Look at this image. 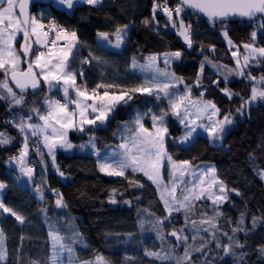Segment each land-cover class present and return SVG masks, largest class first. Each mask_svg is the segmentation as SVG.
Listing matches in <instances>:
<instances>
[{
	"label": "trees",
	"instance_id": "trees-1",
	"mask_svg": "<svg viewBox=\"0 0 264 264\" xmlns=\"http://www.w3.org/2000/svg\"><path fill=\"white\" fill-rule=\"evenodd\" d=\"M156 1L106 0L99 7L79 5L72 14L55 5L36 6L33 14L42 13L58 21L68 31L77 33L80 48L71 68L86 74L85 79L78 78V85H87L89 90L102 83L124 88L140 86L146 78L131 72L133 59L145 64L147 57L163 58L164 53L181 52L179 59H172L177 75L185 85L193 87L194 97L200 98L203 92L204 100L216 104L221 120L230 113L234 128L224 138L223 148L212 145L205 136L198 137L191 147L184 148L177 145L183 127L177 118L169 115L167 151L177 162L186 160L192 166H215L219 180L228 188L229 199L219 205L195 201V212L184 211L168 216L157 190L143 175L128 172L124 178L106 176L100 171L96 157L69 156L63 150L57 154L59 171L47 157L43 156L41 164H37L33 157L30 160L36 165L35 186L41 187V199L40 193L36 194V187H24L8 166L14 161L10 157L19 156L24 143L23 134L16 127L20 117L27 121L31 115L32 120L27 122L36 123L38 116L31 109L39 108L40 114H45V99L58 97L41 82L40 88L24 94L23 105L13 106L10 99H0V132L12 137L11 143L0 145V182L6 185L3 203L25 217L24 223H20L0 210V224L7 236V259L0 264H31L32 261L49 264L50 231H58L66 238L65 243H72L67 238L73 233L79 234L76 242L72 243L80 259L78 261L94 260L99 255L110 264H177L188 248L194 264H264V254L259 251L264 246V179L258 175L260 170H264V100L247 106L243 114L236 111L251 96L253 86L264 87L257 83L264 76V61L250 63L244 70V76L233 77L230 81L218 79L215 73L217 67H237L224 31L228 33L227 39L244 51L243 45L252 43L250 34L254 30L258 32L255 45L264 47V30L245 22L213 25L197 17L191 22L192 46L189 47L166 16L155 15L153 19ZM168 1L171 5L178 4L176 0ZM145 20L149 21L147 25ZM123 25H128L123 52L99 46V32L109 33L111 39L115 37L113 34L117 27ZM84 60L88 62L82 63ZM26 68L27 63L23 69ZM248 73L256 81L249 79ZM0 75L4 78L3 72ZM198 75L199 87L196 86ZM225 87L238 95L229 98L221 91ZM99 91L103 93L104 89ZM164 111L165 105L161 106L156 96L136 93L127 104H119L104 126L85 125L84 132L73 130L70 139L78 146L93 141L97 149L104 152L124 142L130 135L129 130L135 128L134 121L138 115L145 127L151 129L152 115ZM60 172L64 175L61 176ZM130 181H137L143 187L134 186ZM56 192L62 196L66 207L56 206ZM113 199L115 203L111 202ZM217 212L221 215L215 223L220 230L215 232V239L213 230L196 232L186 221L187 216L197 221L198 228L209 227L200 225L202 214L210 218ZM253 218H256L255 225ZM241 219L243 224H240ZM157 220L162 223H157ZM238 227L245 231H237L234 240H239L244 247L233 244L232 253L226 254L223 247L216 246L217 241L221 245L231 243L223 233L233 236V229ZM180 229L183 233L178 232V235L188 236L187 242L177 241L170 235L173 230ZM202 245H206L202 252H192L194 247ZM146 251L167 254L170 258L162 261L145 255Z\"/></svg>",
	"mask_w": 264,
	"mask_h": 264
},
{
	"label": "snow or ice",
	"instance_id": "snow-or-ice-1",
	"mask_svg": "<svg viewBox=\"0 0 264 264\" xmlns=\"http://www.w3.org/2000/svg\"><path fill=\"white\" fill-rule=\"evenodd\" d=\"M63 5H66L68 9H72L74 3L83 2L91 6H96L102 2V0H59ZM29 0H0V71L4 74V79L0 80V99L8 100L13 106H20L25 103V95L29 88L36 90L40 88L41 82L47 84L49 89L56 85H62L64 103L60 100H53L46 98L44 104L46 106L45 114H40L39 108L31 109L36 113L38 119L43 121L40 123H29L27 121L32 120V116L27 117V121L23 116L20 117L19 124L16 127L24 134V143L20 149L19 156L10 157V160H14L19 166L20 172L28 177V180L33 179L34 169L28 167L25 163V158L28 155L29 144L28 134L33 137H43L44 146L48 149V154L52 157L53 166L56 164L55 149L57 146L71 149L73 145L68 141V130L74 129L80 132L85 131V125H103L113 111V109L119 104H127L133 99L136 93L147 94L149 96H156L160 99L162 93L164 97L168 99L169 106L173 114L180 116L183 110L186 115L190 114L188 111V104L197 109L200 114H206L208 120L211 122L205 126L209 136L220 139L225 132V126L231 125L233 120L231 114L225 115L222 120L213 121V117L218 116L220 109L212 101H205L202 99L204 93L201 92L200 99L192 101L190 98L191 87L185 85L186 92L184 94H178L174 91L178 84L183 83V79L177 77L174 72L160 69L157 66V56L153 55L146 58V63L138 65L133 59V68L139 67L142 71H151L153 74L150 79H146L145 83L133 87L124 88L115 84H98L96 88L88 89L87 85L77 84V73L72 70V60L76 58V52L78 51L79 40L75 31H68L63 27L56 24L55 21L45 24L41 20L34 16H31L28 11ZM185 8H190L198 13H202L208 18L210 23L220 22L223 23L232 17H239L241 19L246 18L248 21H256V27L259 30H264V0H180L175 8L168 6V0H164L162 4L154 3L153 6V19L155 20V13L161 10L167 17L168 22L171 23L173 28H176L178 35L183 37L185 43L189 47L192 46L191 39V25L185 24L183 19H179L178 23L173 19V13L176 17H180ZM144 23L147 25L148 20ZM128 25L117 27L113 34L116 38V42L113 47L119 48L126 36V29ZM23 36V43L20 44L19 51L16 48L18 35ZM224 36L227 39L228 33L224 31ZM103 41H107L112 44L109 38V33L99 32L97 34ZM252 43H246L243 47L247 50L248 55L243 57L244 63L241 65L240 59L237 56V52H233V57L236 58V69H230L229 74L233 72L237 75L244 76V69L249 66L250 63H260L264 61V47H257L255 41L257 39L258 32H251ZM54 37V38H53ZM60 41L64 43L61 44ZM229 45H232V41L228 40ZM33 45H39L41 48L47 49L46 51H39L34 59H25L23 62L27 63V68H21V55L27 58L33 51ZM181 52L176 51L172 53H164V64L167 66L172 62V59H179ZM87 60L82 63H87ZM38 70V71H37ZM203 72V63L201 65V73ZM83 75V73H79ZM248 78L256 81L255 77L248 73ZM161 77L163 79H161ZM9 80L19 89V94L13 90L10 86ZM227 76H225V81ZM200 76H197L196 86H200ZM218 84V82H216ZM264 86V76L260 77L257 82ZM99 89H104L103 93ZM112 90V91H110ZM221 91L226 96L231 98L233 95L228 88H222ZM71 92H74L75 98H70ZM257 100H264V87L253 86L251 89V96L245 100L237 112L243 114L244 109L254 103ZM69 104L75 105V108L69 109ZM167 113L162 112L159 115L153 114L152 128L154 131H150L141 122V118L138 115L134 121L135 128L130 129V135L124 139L118 147L119 152L112 153L113 157L118 156V160L108 162L106 157L104 162L99 164L101 172L106 173L109 176H124L125 171L129 168L133 172H142L160 192V199L163 201L164 208L167 212L173 211L179 212L182 209L187 212H195V206L193 201L201 200L205 196L211 200L213 205H219L228 198V190L222 181H219L215 174V169L210 168L202 173L204 176L211 175V182L207 184L205 181L200 180L199 193L195 191V187L188 189L184 192L183 198L180 199L177 196L179 183L183 182V177L192 168L189 161L177 162L173 160L172 156L168 154L165 147V135L168 133V128L165 126L164 120ZM199 118V116H198ZM183 123L184 120L182 119ZM49 129L51 133L49 134ZM190 131L185 135L181 141H187L191 137ZM12 141V137L6 133L0 132V145L9 144ZM91 142V141H90ZM94 147V145H93ZM37 152L41 156V162H43V153ZM99 155V153H97ZM167 162L171 165L170 176L172 180L169 184H165L161 175V167L163 162ZM59 171V168H57ZM178 173V175H177ZM63 176L64 173L60 172ZM258 175L261 179H264V170H260ZM131 184L138 187H143L137 181H130ZM5 184L0 183V189H4ZM218 189V194L213 191V188ZM55 192V190H52ZM115 192V190H113ZM36 192L40 193L41 199H43V192L39 185L36 186ZM57 199L55 201L56 206L66 207L63 203L62 196L56 192ZM239 194V193H237ZM115 203L113 199L111 201ZM0 209L3 213H8L15 217L20 223H24L25 217L18 214L11 207H7L2 201H0ZM221 215L217 212L216 216L207 217L206 214H202V218L199 221L200 225L207 224L209 227L198 228L196 220H190L186 216L187 223H191L193 229L196 232L212 231L213 239H215V232L219 231L215 221L217 217ZM243 216V214H242ZM166 219V218H165ZM157 223L162 221L157 220ZM256 218H253V224L255 225ZM240 224H243L241 219ZM237 231H245L242 227L233 229V236H229L228 233L223 235L228 237L231 242L226 245H221L217 241L216 246L223 247L226 254L232 253L233 244L235 247L243 248L244 244L239 240H234V235ZM178 232L183 233V229L173 230L170 235L176 237L177 241L187 242L189 239L186 235H178ZM49 236L52 241V255L49 257V264H63V255L67 253V259L69 264H110V262L103 256L97 255L94 260L78 261V258L74 257V249L72 243H75L79 234L73 233L71 237L67 239L72 243H65V237L61 236L58 231H50ZM4 233L0 230V261L7 259V249L4 246ZM193 240L196 236L193 235ZM206 245L200 247H194L192 252H202ZM259 251L264 254V246ZM145 255L154 257L159 260H168L170 257L167 254L161 255L159 252L146 251ZM192 253L188 248H185L184 256L177 261V264H194L192 262ZM31 264H40L39 261H32Z\"/></svg>",
	"mask_w": 264,
	"mask_h": 264
},
{
	"label": "rangeland",
	"instance_id": "rangeland-1",
	"mask_svg": "<svg viewBox=\"0 0 264 264\" xmlns=\"http://www.w3.org/2000/svg\"><path fill=\"white\" fill-rule=\"evenodd\" d=\"M106 0H102V2L100 3V4H98V5H96L95 7H99L100 5H102V4H104V2H105ZM88 5V4H86V3H83V2H79V3H74V6H73V8L72 9H68L67 8V6L66 5H63V4H61L60 2H59V0H56V2H55V7H57L58 9H60V10H63V11H65V12H68V13H70V14H72L74 11H75V8L76 7H78L79 5ZM32 16H34V17H36L37 19H39V20H41V22H43V23H45L46 25L47 24H49V22H51V21H53V19H50V18H48L47 16H45V15H43L42 13H39V15H36V14H32ZM184 20V19H183ZM55 21V20H54ZM177 21V23H178V20H176ZM56 22H58V21H56ZM184 22H185V24L187 25V24H190L191 25V22H193L191 19H186V21L184 20ZM254 24H256V21L253 23V25ZM192 30H193V26L191 25V39H192ZM176 31H177V29H176ZM178 32V31H177ZM54 38V37H53ZM183 38V37H182ZM227 40V44H228V46H230V49H232L233 50V52H237V56L239 57V59H240V63H241V65H243V63H244V59H243V57L245 56V55H248V52H247V50L245 49V48H243L244 49V51H241L239 48H237V47H235L233 44L232 45H229V43H228V39H226ZM98 44H99V46L100 47H103V48H106V49H108V50H110V51H117V52H123V48H124V46H125V42L123 41V43L121 44V46L119 47V48H116V47H113V45L115 44V42H116V38L115 39H113V40H111L112 41V44H109L107 41H103V40H101L99 37H98ZM23 43V36H22V34L21 35H18V37H17V43H16V48H17V50L19 51V48H20V44H22ZM37 49L36 48H34V45H33V51H32V53L30 54V56L29 57H27L26 59H30V57H32V55H33V53L35 52V49L37 50L36 51V54L40 51V50H42L43 49V51H46L47 49H44V48H41L39 45H37ZM79 48H80V43H79V45H78V51H79ZM39 50V51H38ZM76 52V58L78 57V53L79 52ZM24 59H25V57H23V55H21V60H22V63H21V68L23 69L24 68ZM163 62V66L161 65V63ZM138 65H143V64H141V63H138V62H136ZM146 63V62H145ZM157 66L160 68V69H163V70H167V71H169V72H174L175 74H176V76L177 77H179V75H177V73H176V71L173 69V62H171L169 65H165L164 64V57L162 58V57H160V56H157ZM237 65V64H236ZM162 66V67H161ZM136 71H137V73L139 74L140 72L142 73H140L141 74V76L143 75V77L145 76L147 79H150V77L152 76V72L151 71H142L139 67H136ZM233 69V68H232ZM236 69V68H235ZM229 70L230 69H228V68H223V67H217L216 69H215V73L217 74V76H218V79H220V80H225V76H227V80L226 81H230V80H232V78L233 77H237V76H239V75H237V74H235L234 72L232 73V74H229ZM245 70V69H244ZM76 73H77V80H78V78H80V75H79V70H74ZM4 77V76H3ZM240 77V76H239ZM2 79H4V78H2V76L0 75V80H2ZM161 79H163L162 77H161ZM9 83H10V81H9ZM10 86L13 88V90L15 89L12 85H11V83H10ZM192 88L193 87H191V90H192ZM0 91H3L2 89H0ZM15 91V90H14ZM172 91H174V92H176V93H178V94H184L185 92H186V89H185V83H184V81H183V83H181V84H178L177 85V87L175 88V89H173ZM160 96H161V98L160 99H157V101H158V103H160V105L162 106L163 104L165 105V111H164V113H167V115L165 116V120H164V123H165V126L167 127V123H168V120H169V115H173V117H175V118H177L178 119V122L181 124V126L183 127V133H182V135H181V137H180V139L177 141V145H180V146H182V147H184V148H189V147H191L192 146V144L194 143V141L198 138V137H202V136H205V137H207L209 140H210V143L212 144V145H214V146H217V147H219V148H223L224 147V143H223V141H224V138L226 137V135L234 128V123H232L231 125H226L225 126V132L222 134V136H221V138L220 139H215V138H213V137H211V136H209V134H208V131H206V128H205V126H207V125H209L211 122L208 120V118H207V115L206 114H200V113H198L197 112V109L195 108V107H192V105L191 104H188V111H189V113L190 114H188V115H186L185 113H184V111L182 110L181 111V114H180V116H177V115H175V114H173V112H172V110H171V108H170V106H169V103H168V99L166 98V97H164L163 96V94L161 93L160 94ZM190 98H191V100L192 101H197L198 99H200V98H196V97H194L193 96V94H192V91H191V93H190ZM55 99V98H54ZM203 99V98H202ZM57 100V99H56ZM204 100V99H203ZM206 101V100H205ZM70 109V108H69ZM159 115V114H158ZM111 117H112V115H110ZM198 116H199V118H198ZM110 117V118H111ZM109 118V119H110ZM108 119V120H109ZM184 120V122L182 123L181 122V120ZM213 119V121H215V120H221V118H220V112H219V114H218V116H215V117H213L212 118ZM107 120V121H108ZM106 121V122H107ZM106 122L103 124V125H100L99 123L97 124V125H95V126H98V127H102V126H104L105 124H106ZM141 122H142V120H141ZM143 123V122H142ZM94 126V125H93ZM145 126V125H144ZM128 128L129 127H127L126 128V131L128 130ZM195 129L194 131H192L191 132V137L187 140V141H184L183 143L181 142L183 139H184V137H185V135L190 131V129ZM149 129V128H148ZM72 130H74V129H70V130H68V136H67V139H68V141L72 144V142H71V139H70V134H71V132H72ZM150 131H154V129L153 128H151V129H149ZM41 137V139H42V136H40ZM168 137H169V135H168V133L165 135V147L167 148V141H168ZM43 140V139H42ZM93 142V141H92ZM44 143V142H43ZM73 145V147L71 148V149H66V148H62V147H59V146H57V150H59V151H64L67 155H69V156H73V155H94L95 154V156H96V158H97V160H98V162H99V164L101 163V162H104V160H105V158L107 157L108 158V162H113V160H118L119 159V157L118 156H116V157H113L112 156V153H114V152H119L120 151V149H119V145H116V146H112V147H109L107 150H105L104 152H100V151H98L97 149H95V151H92L91 149H89V147L90 146H86V147H84L83 149H77L78 148V145H76V144H72ZM30 151H31V155H32V151H33V149H30ZM43 151H44V146H43V149H42V153H43ZM41 152V151H40ZM97 153H99V155H97ZM57 154L58 153H56L55 152V159H56V164H55V166H54V169H56L57 170ZM43 155H44V153H43ZM32 158V157H31ZM49 160H50V163H51V165L53 166V163H52V157L50 156V158H49ZM27 159H25V163H26V165L28 166V167H31V161H30V163L29 164H27ZM210 168H214L215 169V174H216V177L218 178V176H217V172H216V168H215V166H213V165H209V164H203V165H198V166H192V168L188 171V173L182 178L183 179V182L182 183H179V186H178V191H177V196L180 198V199H182L183 198V195H184V192L185 191H187L188 189H192V188H194L195 187V191L197 192V193H199V191H200V188L199 187H196L197 185H199V182H200V180L202 179V180H204L205 181V185H204V187H206L207 186V184L208 183H210L211 182V175H208V176H204V175H202V173L204 172V171H206L207 169H210ZM170 171H171V165L167 162V160H165L164 162H163V165H162V167H161V175H162V178H163V181H164V183L165 184H169V186H170V182H171V180H172V177L170 176ZM35 172V171H34ZM128 172H131V173H134V174H137V175H139V174H141V175H143L144 176V174L142 173V172H133V170L131 169V168H129V169H127L126 171H125V175L124 176H112V177H115V178H117V177H119V178H124L127 174H128ZM21 173V172H20ZM104 175H106L107 176V174L106 173H104V172H102ZM22 174V173H21ZM33 175H35V173H33ZM177 175H178V173H177ZM109 176V175H108ZM144 178L145 179H147V177L146 176H144ZM148 180V179H147ZM218 180H219V178H218ZM24 181H28L29 183H30V181L29 180H24ZM152 185H153V187L157 190V187H156V185H154L150 180H148ZM220 181V180H219ZM1 183V182H0ZM226 189L228 190V188L226 187ZM5 191H6V187L4 188V189H0V201H2L3 202V197H4V193H5ZM213 191H216L217 192V194H218V189L217 188H213ZM157 193H158V197H159V200L161 201V199H160V192L157 190ZM36 194H38V192H36ZM229 191H228V198H227V200L229 199ZM227 200H225L223 203H221V204H224V203H226L227 202ZM196 201H209V202H212L211 200H209V199H207V196H205L203 199H201V200H196ZM195 201H193V203H194ZM161 203L163 204V201H161ZM163 207H164V204H163ZM165 209V208H164ZM0 210H2V209H0ZM166 211V210H165ZM167 212V211H166ZM173 213H184V210L182 209L181 211H179V212H176V211H173V212H171V213H169V212H167V215L168 216H170V215H172ZM6 214H8V213H6ZM8 215H10V214H8ZM0 230H2L3 231V229H2V227H1V224H0ZM3 233H4V231H3ZM4 246H5V248L7 249V236L4 234ZM52 242V241H51ZM51 255H52V243H51ZM74 257L75 258H77V256H76V253H75V251H74ZM78 260H80L79 258H78ZM6 261V260H5ZM5 261H0V263H5ZM63 264H69V262H68V259H67V253H64V255H63Z\"/></svg>",
	"mask_w": 264,
	"mask_h": 264
},
{
	"label": "crops",
	"instance_id": "crops-1",
	"mask_svg": "<svg viewBox=\"0 0 264 264\" xmlns=\"http://www.w3.org/2000/svg\"><path fill=\"white\" fill-rule=\"evenodd\" d=\"M113 39H115V37L114 38H111L110 40H113ZM34 48H38L37 47V45H34ZM35 49V52L33 53V55H32V57H30V59H34V57H35V55H36V50ZM39 51V50H38ZM40 51H43V49L42 50H40ZM72 64V63H71ZM161 65L163 66V62L161 63ZM161 66V67H162ZM137 69L136 68H132V70H131V72L133 71L134 73L135 72H137L136 71ZM38 71V70H37ZM0 72H2V71H0ZM141 73V72H140ZM139 73V74H140ZM143 73V72H142ZM141 73V74H142ZM138 74V73H137ZM140 74V75H141ZM143 76V75H142ZM145 77V76H144ZM146 78V77H145ZM147 79V78H146ZM77 82V84H78V80L76 81ZM46 87H48V90H49V92L50 93H55L56 95H58V97H50L49 96V98H51V99H53V100H56V99H60V97L61 98H63L64 99V96H63V90H62V85H56V86H54L53 88H51V89H49V86L46 84ZM70 98H72V99H74L75 98V94H74V92H71V95H70ZM65 102V101H64ZM119 105H117L114 109H113V111L111 112V114L110 115H112L113 114V112L115 111V109L118 107ZM69 108H70V110L72 109V108H75V105H73V104H69ZM111 116H109V118H110ZM36 123H40V124H42L43 123V121H40L39 119L36 121ZM73 131V130H72ZM51 133V130L49 129V134ZM23 138H24V134H23ZM35 137H33V136H31L30 135V133L28 134V144H29V150H28V155H27V157L25 158V159H27V164H29L30 163V160H31V151H30V149H31V141L34 139ZM42 139H43V137H42ZM93 145H94V147H93ZM86 146H90L89 147V149H91L92 151H95V149H97V147H96V144H95V142H87V143H84V144H81V145H79L78 146V150L79 149H83L84 147H86ZM98 150V149H97ZM58 151L59 150H57V147H56V149H55V152L56 153H58ZM99 151V150H98ZM101 152V151H100ZM43 153H44V157H47L48 159L50 158V155L48 154V149L44 146V151H43ZM89 156H94V157H96L95 156V154L94 155H89ZM8 166H9V168L10 169H12L16 174H17V176L20 178V181H21V183H22V185L24 186V187H27V188H34V187H36L35 186V182H36V180H35V175H33V179L30 181V183L28 182V181H24V180H28V177H26V176H24L23 174H21L20 173V170H19V166L16 164V162L15 161H11V162H9L8 163Z\"/></svg>",
	"mask_w": 264,
	"mask_h": 264
},
{
	"label": "built area",
	"instance_id": "built-area-1",
	"mask_svg": "<svg viewBox=\"0 0 264 264\" xmlns=\"http://www.w3.org/2000/svg\"><path fill=\"white\" fill-rule=\"evenodd\" d=\"M164 2L161 1V0H157L155 3L156 4H162ZM177 4L175 5H171L168 1V6L170 8H175ZM155 15H158V16H165L164 13L161 11V10H158ZM198 17V15H194L193 13H191V11L188 9V8H185L184 12L181 13L180 17H176L175 16V13H173V19L175 20H178L179 19H184L186 21V19H191L192 21L196 20ZM54 21V20H53ZM56 22V21H55ZM255 21H251V23H254ZM251 23H248V24H251ZM56 24H58L59 26L63 27L62 25H60L58 22H56ZM64 28V27H63ZM65 29V28H64ZM193 31V30H192ZM61 44H63L64 42L63 41H60ZM83 73V72H82ZM86 77V74L83 73V75L81 76L80 75V79H85ZM61 101V103H63L62 99L60 98L59 99ZM31 149H33V153H32V157L34 158V160L37 161V164H41V156L38 154L37 152V147L39 148V151L42 152V149H43V146H44V143H43V140L41 139V137H35L32 141H31ZM32 164V163H31ZM31 168L34 169V171H36V165L32 164L31 165Z\"/></svg>",
	"mask_w": 264,
	"mask_h": 264
},
{
	"label": "water",
	"instance_id": "water-1",
	"mask_svg": "<svg viewBox=\"0 0 264 264\" xmlns=\"http://www.w3.org/2000/svg\"><path fill=\"white\" fill-rule=\"evenodd\" d=\"M176 1H177L178 3L180 2V0H176ZM55 2H56V0H29V4H28L27 11H28V13L32 16L34 7H36V6H40V7L50 6V5H54ZM188 9H189V10L191 11V13H193L194 15H196V16L198 15L199 18L208 21V18H207L206 16H204L202 13H198V12H196L195 10L190 9V8H188ZM230 22H245V23H251V22L248 21L246 18L241 19V18H239V17H232V18H229L227 21H225V22H223V23L230 24ZM219 24H220V22L215 23V25H219ZM9 81H10V83H11V80H9ZM11 85H12L17 91H19V89H17V88L15 87L14 84L11 83ZM33 91H34V90H32L31 88H29V89L27 90V92L24 93V94H29L30 92H33Z\"/></svg>",
	"mask_w": 264,
	"mask_h": 264
},
{
	"label": "bare ground",
	"instance_id": "bare-ground-1",
	"mask_svg": "<svg viewBox=\"0 0 264 264\" xmlns=\"http://www.w3.org/2000/svg\"><path fill=\"white\" fill-rule=\"evenodd\" d=\"M31 157H32V155H31Z\"/></svg>",
	"mask_w": 264,
	"mask_h": 264
}]
</instances>
